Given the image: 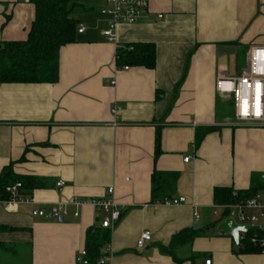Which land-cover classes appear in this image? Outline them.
<instances>
[{"label": "crops", "instance_id": "crops-1", "mask_svg": "<svg viewBox=\"0 0 264 264\" xmlns=\"http://www.w3.org/2000/svg\"><path fill=\"white\" fill-rule=\"evenodd\" d=\"M108 1L79 2L74 15L85 30L61 48L56 84H0V175L10 166L46 185L25 194L29 202L0 203V264H77L87 232L100 227L90 202L103 198L123 211L108 229L111 264H264V253H244L217 231L224 216L214 199L215 189L247 191L264 173V128L236 125L215 84L242 74L231 58L243 48L264 46V0H149L113 41L103 35ZM35 15L31 0H0V44L26 41ZM139 42L155 45V68L118 69L117 49ZM221 46L237 52L218 57ZM197 128L214 130L198 148ZM155 172L177 174L171 199L187 203L152 202ZM58 205L62 220L32 215ZM146 231L152 240L139 249Z\"/></svg>", "mask_w": 264, "mask_h": 264}, {"label": "trees", "instance_id": "trees-1", "mask_svg": "<svg viewBox=\"0 0 264 264\" xmlns=\"http://www.w3.org/2000/svg\"><path fill=\"white\" fill-rule=\"evenodd\" d=\"M81 0H31L35 5L36 15L29 37L26 41L3 42L0 44V84H56L59 80V56L61 48L72 44L79 31V21L74 11L80 6ZM242 49L240 53H246ZM156 65V48L152 43H133L120 46L116 54L118 69L124 66L143 67L153 70ZM213 128L198 129L196 131L195 145L198 148L204 138ZM155 141V157L160 155L159 134ZM178 175L174 173L155 172L153 174L152 202L165 204L171 200ZM20 183L21 194H29L36 189L44 188L42 179L20 177L15 175L9 166L0 175V199L7 200V188ZM263 187L259 178H252V186L247 191H237L238 197H233V189L217 188L214 199L217 205H225L236 200L252 198ZM1 229V228H0ZM255 231H249L246 236L251 238ZM195 232L183 231L176 235L170 247L181 245L195 237ZM110 243L108 229L90 228L85 240V250L88 254L89 264H97L103 257L102 251ZM241 251L247 254L262 253L261 247L254 245L250 240L241 243ZM170 254L171 251H170Z\"/></svg>", "mask_w": 264, "mask_h": 264}, {"label": "built area", "instance_id": "built-area-1", "mask_svg": "<svg viewBox=\"0 0 264 264\" xmlns=\"http://www.w3.org/2000/svg\"><path fill=\"white\" fill-rule=\"evenodd\" d=\"M26 2L28 0H17ZM149 9V0H109L107 5L101 9V15L110 19L108 28L103 32V35L114 40L116 27L121 24H136L139 22L143 14ZM161 18V16H159ZM85 28H80L78 33H83ZM124 67V70H128ZM115 84V82H112ZM216 90L221 96L228 97L232 101L234 120L236 125L252 126L264 128V46H253L249 49L246 58V68L242 74L235 77H230L226 74L220 75L216 81ZM118 112L117 108L112 110L113 115ZM189 158L185 159L188 162ZM263 189H261L254 197L236 200L233 203L221 205L223 211V220L232 219L235 224L252 226L255 234L249 238L246 236L248 232L239 233V242L242 243L250 240L252 244L261 247L264 253V173L261 176ZM63 182L57 183V187H61ZM22 185L16 183L7 188L9 198L1 200L0 203L5 205L7 209H11L13 205L29 202L21 194ZM109 195H113V188L108 190ZM233 197H238L236 191L233 192ZM187 203L185 197L174 198L167 201L166 205H184ZM76 206H81L83 203L75 200ZM90 204L101 214L99 226L102 229L113 228L122 218L123 211L114 198H103L91 200ZM67 211L62 205L51 209L49 212L44 210H34V217H50L56 220H62ZM77 217L78 214L76 213ZM152 240L150 231L143 232L138 241L137 248H143ZM102 256L97 264H111L113 255L106 247L102 251ZM77 264H89L88 254L85 249L77 253ZM205 264H211L207 260Z\"/></svg>", "mask_w": 264, "mask_h": 264}, {"label": "water", "instance_id": "water-1", "mask_svg": "<svg viewBox=\"0 0 264 264\" xmlns=\"http://www.w3.org/2000/svg\"><path fill=\"white\" fill-rule=\"evenodd\" d=\"M237 49L233 46H221L217 49L218 57L224 56H232L236 54ZM195 228L199 227V223L196 222L194 225ZM254 228L252 226H244V225H237L232 219H224L222 220L218 226L217 231L225 236H230L234 241L235 248L239 245V233L240 232H249L252 231Z\"/></svg>", "mask_w": 264, "mask_h": 264}, {"label": "rangeland", "instance_id": "rangeland-1", "mask_svg": "<svg viewBox=\"0 0 264 264\" xmlns=\"http://www.w3.org/2000/svg\"><path fill=\"white\" fill-rule=\"evenodd\" d=\"M235 58H231L234 59L232 62V67L234 66L235 69L239 70V71H243L246 68V58H247V53H240L237 56H234ZM227 108L229 110H232V105L227 104Z\"/></svg>", "mask_w": 264, "mask_h": 264}]
</instances>
